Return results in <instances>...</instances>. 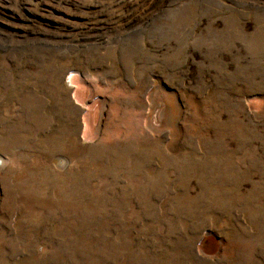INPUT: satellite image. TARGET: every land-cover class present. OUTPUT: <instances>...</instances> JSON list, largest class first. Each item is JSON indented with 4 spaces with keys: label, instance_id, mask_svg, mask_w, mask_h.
Returning a JSON list of instances; mask_svg holds the SVG:
<instances>
[{
    "label": "rangeland",
    "instance_id": "1",
    "mask_svg": "<svg viewBox=\"0 0 264 264\" xmlns=\"http://www.w3.org/2000/svg\"><path fill=\"white\" fill-rule=\"evenodd\" d=\"M0 264H264V0H0Z\"/></svg>",
    "mask_w": 264,
    "mask_h": 264
},
{
    "label": "bare ground",
    "instance_id": "2",
    "mask_svg": "<svg viewBox=\"0 0 264 264\" xmlns=\"http://www.w3.org/2000/svg\"><path fill=\"white\" fill-rule=\"evenodd\" d=\"M45 103V102H44ZM48 120V119H47ZM48 123H49V121H48Z\"/></svg>",
    "mask_w": 264,
    "mask_h": 264
}]
</instances>
